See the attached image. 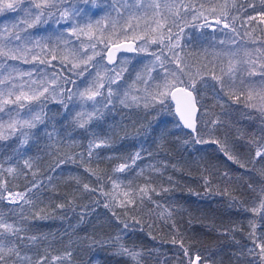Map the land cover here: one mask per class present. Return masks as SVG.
I'll use <instances>...</instances> for the list:
<instances>
[{
	"label": "snow or ice",
	"instance_id": "obj_1",
	"mask_svg": "<svg viewBox=\"0 0 264 264\" xmlns=\"http://www.w3.org/2000/svg\"><path fill=\"white\" fill-rule=\"evenodd\" d=\"M90 3L94 5L96 0H7V2L0 0V13L10 10L13 13L22 12L24 14L22 20L13 24L11 29L6 27L3 30L7 35L0 33V69H7L6 74L0 72V142L11 140L15 144L14 147L3 145V150L0 151V204L6 202L8 206L7 214L0 212V264H14V261H27L28 264H32L31 256L22 255V247L35 246L40 240L47 239V237L28 235V233L32 230L31 220L47 219L48 217L38 212L32 213L29 217L25 213V208H34L41 194L40 190L44 187V181L37 179L40 173L34 171L39 158L27 155L30 143L36 144L40 139L46 138L49 143L45 147L48 149L52 148L53 143H63V139L59 141L54 139L60 135L55 127L56 124H59L58 120L53 124V130L48 131L50 117L45 112V108L49 99L62 106L60 113L62 118L70 117V119L65 120L63 125V127L72 130L66 135L70 138L77 131H81L88 140L87 159L89 162L99 150H108L112 147L109 132L115 135L119 125H109V131L104 132L103 135L94 131L93 128L94 126L101 127V122L105 120L106 114L114 110L117 104L129 110H142L145 116L157 107L172 115L170 105L167 104L168 97L171 96L173 100H176L177 96L180 95L183 103L177 104L175 115L179 117V120L175 122L174 126L176 128L182 126L183 129L190 130L188 133L190 136L195 134L193 136L194 145H219L218 151L227 160L239 163L240 168H245L246 165L240 163L238 156L230 154L235 151L236 145L235 143L229 145L227 137L223 143L219 140L205 141L200 139L198 121L201 115L199 109L203 107V97L198 98L199 87L203 85L205 88H212V99L220 105L222 114H227L226 110L231 109L233 104L243 102L246 109L255 110L264 120V61L258 64L259 57L257 60L240 59L237 58L238 53L236 52L217 53V55L228 57L227 65H224L222 61L218 71L216 65L213 64L210 72L206 71L208 65H203L193 72L192 66L181 54L183 52L181 37L184 29L189 27L192 22L199 24L201 28H219L222 24L223 29H228L238 36L235 21L239 17L233 16L231 13L236 10L245 14L246 9L242 4L238 6L237 0H231V2L224 0L223 4H212L210 7L200 4L198 8L195 4H185L183 0H180L179 3H176V0H134V2L131 0H112L109 12L102 17L103 25H101V20L93 22L91 19L86 24L81 23L88 15L86 6ZM244 3L255 15L247 17V20L242 23L251 26L253 21H259L260 24H264V0H259L258 6L254 3H248V0H244ZM81 4L85 7H81ZM113 12L115 18L112 16ZM149 12L151 17H149L148 30L142 35H136L135 32L140 27V19L142 16H147ZM126 13L128 14L127 20L121 23ZM137 13L141 15L138 16ZM190 14L191 21L184 22V18ZM92 15H95V12ZM209 16L213 17L214 23L209 21ZM54 18L56 19V26L65 29L57 37L58 40L63 38V45L67 52L60 58V73L52 75L47 81L14 83V80L25 74L19 73L18 69L9 65L8 60L23 59L27 62V55L31 51L29 45L33 43L40 45L45 39V37H38L33 41L27 33V29L35 28L40 24H48ZM133 20H136L137 23L133 24ZM170 20L171 24L169 23ZM177 21H181L183 27H179ZM173 26L179 28L175 34L172 31ZM16 29L21 31H16ZM109 29H111V35L104 37L103 33ZM96 32H100L101 35L97 37ZM128 33H133V35L129 36ZM121 34L127 43L116 42ZM246 34L251 35L250 33ZM82 36L88 38L87 44H83L80 48L75 46L69 48V45H74L72 37H76L79 41ZM93 41L96 42L93 43ZM231 43L236 45V40L233 39ZM261 44L264 45V41ZM101 45L103 47L97 51ZM153 46L159 47V52L150 53L155 59L146 64L143 72L137 73L133 82L124 87L123 92H121L124 85L123 73L125 69L116 70L117 53L122 48H127L131 52H146ZM237 47L239 46L237 45ZM44 50H48L47 45H44ZM52 51L55 52V49ZM256 51L264 55V47L257 48ZM105 52L107 53V64H102L101 61L105 58ZM33 59L35 60L37 57H33ZM56 60L57 56L54 54L52 61ZM121 63L123 62L121 61ZM108 65H112V68L109 69ZM157 65L159 70H157ZM172 65H175L174 70ZM90 68L96 69V75L92 79H89L92 76L89 71ZM257 68H259V73L255 71ZM99 69H103V72ZM13 72H16L17 76H13ZM26 75L31 77V73ZM73 75L79 78V84L84 85L82 88L78 85L77 80L71 79ZM209 76L214 83H209ZM154 80L158 82L154 88H150ZM140 83H143L144 87H137ZM216 84L219 85V90L216 89ZM69 85L72 86L69 87ZM178 85H183V87H177ZM37 108L38 110H34ZM75 109L79 110L74 111ZM159 117L160 113H157L156 117H151L136 128L133 136L144 137L137 151L125 156L107 158L110 162L112 160L123 161L114 165L111 173L107 174L116 195L120 194L117 190L123 183L119 181V175L134 171L137 162L144 159L142 153L146 152L147 149L143 145L148 143L149 138H152L158 149H163L170 133L166 127V122L161 121ZM222 123L218 116L217 119L206 122L205 126L215 129ZM125 137H127V133ZM237 139H242V137ZM15 141L19 142L15 143ZM188 143L189 141H184L185 145ZM243 147L245 148V155L248 157L247 162L252 165L249 171L258 175L261 180L259 187L251 183L247 186L253 194L251 199L253 206L244 208L243 211L252 214V219L249 221L252 232L249 233V237L254 242V247L249 248L248 251L250 254L256 255L255 249L258 248L259 260L257 264H264V243L256 242L257 224L255 223L257 219L264 222V126L261 127L258 136L256 133H252L250 138L244 141ZM5 152L9 154L5 155ZM147 155L151 159L153 153L148 152ZM77 157L81 163L84 162L83 152L74 153L72 157L59 158L58 163L50 166V171L54 173L69 162L75 163ZM146 167L155 172L160 171L155 165ZM87 171L92 175H97L91 169H87ZM29 173H31L30 180ZM143 173L144 169H140L138 175L143 176ZM21 175L25 180H28L30 186H25L23 191H13L12 187H9L10 181L21 177ZM227 175V173H223L222 178L227 177ZM113 177H117V179H113ZM97 179L100 180L101 177L97 176ZM200 179L203 180L205 188L208 189L212 183L211 178L201 176ZM47 184L51 186V176L48 177ZM127 187L130 190L123 193L125 200L119 202L121 207L134 206L137 198L140 199L141 203L145 198L151 200L150 193L155 192V189L148 185L138 189H132L131 184ZM84 190L90 194L95 191V189H89L88 184L84 185ZM163 191L167 192L168 189ZM224 194H228L227 189ZM101 195L108 201L109 193L101 190ZM116 195L112 196V202L115 201ZM112 202H106L105 208H110ZM240 203L242 202L238 201L236 197H232L229 207ZM57 207L64 208L65 205L61 204ZM157 207L160 205L157 204ZM89 208L90 205L83 206L79 213L80 220L78 223H86V217L93 214L88 210ZM113 215H115L114 212ZM160 216L167 222L172 217V211L164 209ZM123 224V228H116L115 235H101L99 238L85 236L80 239L91 241L87 247L93 254L97 249L108 248L111 249L109 254L112 256L125 257L129 264H142L144 253L135 244L127 243V229L130 226L127 222H123ZM172 228L179 235V229L175 222H173ZM172 244L176 248L177 264H210L208 255L200 250L193 252L192 245L189 244L186 247L182 238L173 239ZM47 255L41 256L35 264H65V261L71 264V252H65L61 256L52 255L51 261H48ZM89 264H100V261L90 254Z\"/></svg>",
	"mask_w": 264,
	"mask_h": 264
},
{
	"label": "trees",
	"instance_id": "obj_2",
	"mask_svg": "<svg viewBox=\"0 0 264 264\" xmlns=\"http://www.w3.org/2000/svg\"><path fill=\"white\" fill-rule=\"evenodd\" d=\"M184 1H190L191 3L189 4H195L197 8L200 4L210 7L212 4L224 3V0ZM131 2H134V0H131ZM179 2L180 0H176V3ZM100 3H103L109 12L112 0H96V3L94 5L90 3L88 8L100 15L99 20H101V25H103L102 17L106 13H101V11H97L96 9ZM237 3L238 6L242 4L246 9L245 14H241L236 10H233L231 13V15L239 17L235 21V26L239 33L238 36L228 29H223L222 24L219 28H215V34H218L219 31L225 34L218 37H212V33L208 28H201L195 22L190 23L189 27L184 29L180 41L183 46L182 55L187 60H190V63H187L192 66L193 72L197 68H201L204 63V57H200L201 54H204L203 48L197 47L195 43L197 35L202 39H207L206 45L212 39L220 42L223 41L226 44L222 45L223 49L228 46L234 48L238 45L241 50L238 52L237 58L257 60V57H259V60H257L258 64L264 61V55L256 51L257 48L264 47L261 44L264 41V24H260L259 21H253L251 26L243 24L242 22L247 20V17L254 16L255 13L251 9H248L244 0H237ZM248 3H254L258 6L259 0H248ZM81 6L84 7L85 5L82 4ZM92 12H90V16H92ZM127 15L126 13L125 19L121 23L127 20ZM137 15L140 16L141 14L137 13ZM149 17L150 15L148 17L142 16L139 21L140 27L135 32L136 35H142L148 30L150 25L148 23L150 21ZM22 18L23 15L20 12L13 13L7 10L4 13H0V33L7 35L3 30L6 27L11 29L12 25L20 22ZM89 19L85 20L88 21ZM191 19L188 20L185 17L184 22H190ZM132 23L136 24L137 21L133 20ZM169 23L171 24V20ZM49 24L50 21L46 25ZM53 24H55V28L58 30L56 34L65 31L63 28L58 29L56 21ZM177 24L179 27H183L181 21H177ZM39 26L42 27L40 24L35 29L28 28L27 32L30 30L35 36L41 37L40 35L43 32L45 33L46 30L44 28V30L41 29L39 31ZM43 26L45 25L43 24ZM46 27L48 28L49 26ZM16 31L21 30L16 29ZM174 31H179V28L175 26ZM110 33L111 29L104 32L103 35L104 37H108ZM246 33H250L251 35H247ZM149 34L151 35V33ZM100 35V32H96L97 37ZM128 35L131 36L133 33H128ZM120 39H124L123 34H121ZM233 39L236 40V45L231 43ZM87 40L88 38L86 37L85 41ZM44 45L51 48L46 42V44L43 43L41 45L43 50ZM76 47L80 48V46ZM100 47L103 46L101 45ZM53 48L55 49L56 47ZM253 49L254 51L251 52ZM42 52L39 50V57H35L40 59ZM45 52L51 61L52 56L54 54L57 56L58 53L56 49L55 52L49 50H45ZM151 52H159V47L153 46L146 52L141 51L140 53L147 59L134 58V60H138L139 66L126 65L127 70L123 73V87L131 84L136 78L137 73H142L144 66L155 59L150 54ZM245 53H248V55H245ZM57 61H60V57L57 58ZM222 61L224 65H227L228 59L224 61L222 58L212 57L206 71L210 72L213 64L216 65L218 71ZM101 63H103V60ZM108 67L111 69L110 66ZM172 68L174 70L175 65H172ZM157 70H159L158 65ZM60 71V67H54L50 62L46 63L45 68L39 72L43 74L42 77L45 79L52 76L53 73L58 75ZM100 71H103V69ZM255 71L259 73V68ZM71 79L77 80L81 88L84 86L79 84L77 76L73 75ZM157 82L154 80L150 88H154ZM209 83H214L211 81L210 76ZM142 84H138L137 87H141ZM71 86L69 85V87ZM216 89L219 90L218 84H216ZM212 95L211 87L205 88L203 85L199 87L198 98L203 97V107L199 109L201 115L198 121L200 139L205 141L219 140L223 143L225 137H227L229 145L233 143L236 145L235 151L230 154L238 156L240 163H245V168H240L239 163L227 160L218 151L219 145H194L193 136L195 134L190 136L188 135L190 130L174 126L177 119L169 98L167 104L170 105L172 115H169L168 111H161L157 107L145 116L142 110H129L117 104L114 110L106 114L105 120L101 122V127L97 128L94 126L93 128L94 131L103 135L104 132L109 131V125H119L115 135L109 132L112 147L108 150H99L93 156L91 162H89L87 159L88 140L81 131H77L70 138L66 135V133L72 130L71 128L63 127V125L65 124V120L70 119V117L62 118L60 115L62 106L56 101L49 99L45 108V112L50 117L48 131L53 130L52 126L58 120L59 124H56L55 127L60 132V135L54 139L56 141L63 139V143H53L51 149L45 147L49 143L46 138L40 139L36 144L30 143L27 155L39 158L34 171L40 173L37 179L44 181V187L40 190L41 194L34 208H25V213L29 217L34 212L48 217L47 219L31 220L30 226L32 230L28 233V235L47 237V239L40 240L35 246L22 247V255L31 256L32 264H35L41 256H45L46 254H48V261H51L52 255L61 256L65 252L72 253L71 264H89L90 254L95 259H98L100 264H129V261L125 257L110 255L111 249L108 248L97 249L94 254L91 253L87 247L91 241L80 239L85 236L99 238L101 235H115L116 228H123V222H127L130 226L127 229V243L130 245L135 244L137 248L143 251L144 259L142 264H177L176 248L173 246L172 241L173 239L181 238L186 247L189 244L192 245L193 252L200 250L205 255H208L210 257V264H257L259 249H255L256 255L250 254L248 251L249 248L254 247V242L249 237V233L252 232L249 224L252 214L245 213L243 209L253 206L251 203L253 194L249 191L248 184L251 183L259 187L261 180L258 175L249 171L252 165L250 162H247L248 157L245 155L243 145L244 141L248 140L252 133H256L257 136L260 134L261 127L264 126V120H262L260 114L255 110L246 109L243 102L233 104L231 109L226 110L227 114H222L220 105L214 102ZM214 104L215 106H213ZM34 110H38V108ZM78 110L75 109L74 111ZM205 112H207V115H205ZM157 113H160L159 119L166 122V127L170 133L166 139V143L163 149H158L152 138L148 139V143L143 145L147 149L146 152L142 153L144 159L137 162L134 171L119 175V181L123 183L117 190L120 194L116 195L113 192L112 184L107 174L111 173L114 165L123 161L112 160L110 162L107 158L125 156L137 151L144 137L133 136L136 128L151 117H156ZM218 116L223 122L219 127L211 129L205 126L206 122L217 119ZM126 133L127 137H125ZM238 137H242V139H237ZM186 140L189 141L187 145L184 144ZM18 142L15 141V143ZM3 145L15 146L11 140L0 142V151L3 150ZM81 152L84 153L85 157L83 163L77 157L75 163L69 162L61 166L54 173L50 171V166L58 163L59 158L65 156L72 157L74 153ZM148 152L153 153L151 159L148 158ZM8 154L5 152V155ZM148 165H155L160 171L155 172L151 168L146 167ZM257 168H259V165H257ZM87 169H91L97 175H92ZM140 169H144L143 176L138 175ZM223 173H227V177L222 178ZM49 176L52 177L51 186L47 184ZM97 176H100L101 179L98 180ZM201 176H209L211 178L212 183L208 189L205 188L203 180L200 179ZM30 179L31 173H29ZM113 179H117V177H113ZM85 184L89 185V189H95V191L91 192V194L85 191ZM129 184H131L132 189H138L145 185L154 188L155 192L150 193L152 199L148 200L145 198L143 203H141L140 199L137 198L134 206L121 207L119 202L125 200L123 193L130 190L127 187ZM25 186H30V184L28 180L23 178V175L17 179H12L9 184V187H12L13 191H23ZM164 189H168V191L165 192L163 191ZM226 189L228 190V194L225 195ZM101 190L110 194L108 201L101 195ZM113 195H116L114 202H112ZM232 197H236L242 203L229 207ZM106 202H112V206L105 208ZM61 204L65 205V207L58 208L57 205ZM157 204L160 207H157ZM85 205H90L88 210L93 214L86 217V223L81 224L78 223L80 220L79 213ZM164 209L172 211V217L167 222L161 219L160 216V213ZM0 212L7 214L8 206L6 202L5 204H0ZM113 212L115 215H113ZM173 222H175L179 229V235L172 228ZM255 223L257 224L256 242L264 243V222L257 219ZM69 241H71V244H69ZM25 244H27V241H25ZM14 264H28V262L14 261ZM65 264H68V262L65 261Z\"/></svg>",
	"mask_w": 264,
	"mask_h": 264
},
{
	"label": "rangeland",
	"instance_id": "obj_3",
	"mask_svg": "<svg viewBox=\"0 0 264 264\" xmlns=\"http://www.w3.org/2000/svg\"><path fill=\"white\" fill-rule=\"evenodd\" d=\"M183 2L185 3V4H189V3H191L190 1H187V2H185L184 0H183ZM104 3V2H103ZM103 3H100L99 4V6L97 7L99 10L98 11H101V13H108V11L106 10V8H105V3L103 4ZM82 5V4H81ZM80 5V6H81ZM90 5V4H89ZM25 7H27V6H25ZM82 7V6H81ZM85 7V6H84ZM87 7V9H88V15L87 16H85V18L81 21V23H83V24H86L88 21H86L85 19H91L93 22H95L96 20H99V17H100V15L98 14V13H95V15H92V16H90V12H92L89 8H88V5L86 6ZM96 8V9H97ZM22 15H24L22 12H20ZM93 13V12H92ZM150 15V17H151V13L149 12L148 14H147V17ZM112 16H113V18H115V13L113 12L112 13ZM190 18H192L191 17V14L190 15H188L187 16V19L189 20ZM124 19H125V17H124ZM209 19V21L210 22H214V19H213V17H209L208 18ZM52 21H54V22H52ZM55 21H56V19L54 18V20H51L50 21V24L49 25H46V24H44L45 26H43V24H41L42 25V27H40L39 26V31H41V29H43L44 30V28H45V30H46V32L44 33H42L40 36L41 37H45V39L41 42V44L40 45H35V43H33L32 45H29V47L31 48V51L28 53V55H27V62H25L23 59H20V60H15V61H13V60H8V64L9 65H11V66H14L16 69H18V71H19V73H23V74H25V75H22V76H19L16 80H14V83H17V84H22V83H25V82H28V83H30L31 81H37V82H39V81H41V80H44V81H47L51 76H49L48 78H45V79H43V77H42V75L43 74H41L39 71L41 70V69H44L45 68V64L46 63H50L51 62V64H53V66L54 67H60V61H51V59L50 58H48L47 56H46V52H45V50H43V48L41 47V45L44 43V44H46V42H47V44L48 45H50L51 46V48H48L47 47V49L49 50V51H51L52 52V49H54L53 47H56L55 49H56V52H58L57 53V58L58 57H62V56H64V55H66L67 54V52H66V49H65V47H64V45H63V38L62 39H60V40H58L57 39V37L59 36V34H56L57 32H58V30L55 28V24H53V23H55ZM148 23H150V21H148ZM46 26H49L48 28L46 27ZM35 29V28H34ZM58 29H60L59 27H58ZM174 29H175V26H173V28H172V31H173V34H175V33H177V32H175L174 31ZM208 29L211 31V36L212 37H218V36H220V35H223V34H225V33H223V32H221V31H219L218 32V34H215V28L214 27H208ZM48 30V31H47ZM65 30V29H64ZM32 31H30V30H28V34L32 37V39H33V41H35L36 40V38H38L37 36H35L34 34H32L31 33ZM208 33V32H207ZM21 34H22V32H21ZM23 35V34H22ZM111 35V33L109 34V36ZM66 38V37H65ZM86 40V37H81L80 38V40L79 41H77V39H76V37H72V41L73 42H75L74 43V45H69V48H71L72 46H80V47H82L83 46V44H87L88 42V40L87 41H85ZM120 40H122V39H120ZM124 40V39H123ZM46 41V42H45ZM82 42V43H81ZM206 42H207V39H202L199 35H197L196 37H195V43L197 44V47H202L203 48V52H204V54L202 55L201 53V55H200V57H204V63H203V65H208L209 66V64H210V60H211V58L213 57V58H216V57H218V58H222L224 61L226 60V59H228V57L227 56H220V55H217V53H225V52H236V53H238L240 50H241V48L240 47H232V46H228V47H224L225 49H223L222 48V45H226V44H224V43H222L221 45H217V44H220L221 42L220 41H216L215 39H212V40H210L209 42H208V45H206ZM93 43H94V41H93ZM79 44V45H78ZM226 49H228V50H226ZM39 50H41V51H43L42 52V56L40 57V59L39 58H37V59H33V57H35V56H38V51ZM101 50V47H98L97 48V51H100ZM254 51V49L251 51V52H253ZM141 51H136V52H129L130 53V55H128V53H117V60H116V62H115V67H116V70L117 71H119V70H121V69H125V71L127 70L126 69V65H133V66H139V62H138V60H134V58H143V59H147L142 53H140ZM182 54V53H181ZM40 55V54H39ZM89 55H91V52H89ZM39 57V56H38ZM86 58V57H85ZM206 58V59H205ZM36 60H38V61H43V63H41V62H37ZM187 60V59H186ZM121 61L123 62V63H121ZM141 61V60H140ZM187 62L188 63H190V60H187ZM102 64H104V62L102 63ZM142 65V64H141ZM108 66H110L111 68H112V65H108ZM99 70H101V69H99ZM89 71L92 73V76L91 77H89V79H92V77H94L95 75H96V69H89ZM124 71V72H125ZM1 72H3V73H7V69H1ZM101 72H103V71H101ZM27 73H31V77L29 78V76L28 75H26ZM12 75L13 76H17V73L16 72H13L12 73ZM53 75H55L54 73H53ZM142 87H144V85L142 84L141 85V88ZM123 90H124V87L122 86V88H121V92H123Z\"/></svg>",
	"mask_w": 264,
	"mask_h": 264
},
{
	"label": "water",
	"instance_id": "obj_4",
	"mask_svg": "<svg viewBox=\"0 0 264 264\" xmlns=\"http://www.w3.org/2000/svg\"><path fill=\"white\" fill-rule=\"evenodd\" d=\"M118 43H127L126 41H124L123 39L122 40H119V41H117ZM120 53L122 52V53H127V52H129L128 50H127V48H122L120 51H119ZM104 60H103V62H104V64H107V53L105 52L104 53ZM177 87H183V85H178ZM169 99H170V101H171V103H172V105H173V107H174V115H175V112H176V107H177V104L178 103H180V104H182L183 103V99H182V97L180 96V95H178L177 96V99L176 100H173L172 98H171V96H169L168 97ZM176 116V119H177V121L179 120V117L177 116V115H175Z\"/></svg>",
	"mask_w": 264,
	"mask_h": 264
},
{
	"label": "bare ground",
	"instance_id": "obj_5",
	"mask_svg": "<svg viewBox=\"0 0 264 264\" xmlns=\"http://www.w3.org/2000/svg\"><path fill=\"white\" fill-rule=\"evenodd\" d=\"M173 110H174V108H173ZM182 127V126H181ZM183 128V127H182ZM186 130H188V129H186Z\"/></svg>",
	"mask_w": 264,
	"mask_h": 264
}]
</instances>
